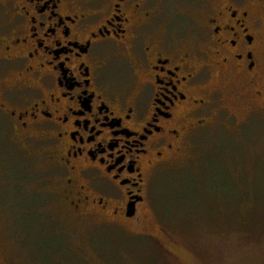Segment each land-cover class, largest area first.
I'll return each instance as SVG.
<instances>
[{
    "label": "flooded vegetation",
    "instance_id": "flooded-vegetation-1",
    "mask_svg": "<svg viewBox=\"0 0 264 264\" xmlns=\"http://www.w3.org/2000/svg\"><path fill=\"white\" fill-rule=\"evenodd\" d=\"M171 1L0 0L5 199H62L79 217L132 221L152 174L221 115L244 114L240 128L264 121V0H193L183 29ZM21 156L41 169L10 163ZM7 231L0 254L14 243Z\"/></svg>",
    "mask_w": 264,
    "mask_h": 264
},
{
    "label": "rangeland",
    "instance_id": "rangeland-1",
    "mask_svg": "<svg viewBox=\"0 0 264 264\" xmlns=\"http://www.w3.org/2000/svg\"><path fill=\"white\" fill-rule=\"evenodd\" d=\"M192 3L167 4L178 29L195 16ZM232 113L237 120L221 115L184 159L152 174L132 221L79 217L62 199L1 191L0 227L14 240L1 264H264V121L240 128L244 114ZM19 158L10 163L41 169Z\"/></svg>",
    "mask_w": 264,
    "mask_h": 264
}]
</instances>
